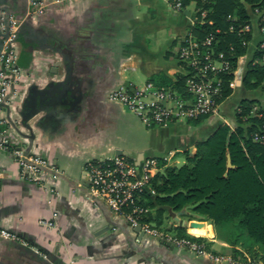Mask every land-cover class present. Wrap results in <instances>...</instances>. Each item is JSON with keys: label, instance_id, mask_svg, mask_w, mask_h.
Returning a JSON list of instances; mask_svg holds the SVG:
<instances>
[{"label": "crops", "instance_id": "0c3cea01", "mask_svg": "<svg viewBox=\"0 0 264 264\" xmlns=\"http://www.w3.org/2000/svg\"><path fill=\"white\" fill-rule=\"evenodd\" d=\"M195 7L193 0L180 11H172L168 0H64L29 15L26 0H0V17H15L18 25L20 72L0 110L3 137L11 149L39 156L60 171L56 177L43 172L39 182H30L10 152L0 149V226L26 243L0 239V264L6 256L7 264H229L176 246L168 235L188 236L217 254L251 257L190 207L163 208L160 224L150 223L166 236L157 237L140 235L88 195V159L121 152L134 162L160 156L165 164L172 159L180 165L186 151H196L200 131L222 123L233 127L239 98L260 96V88L241 85L260 40L254 27L235 68L241 79L218 118L195 127L187 121L146 127L108 99L121 85L165 86L186 75L177 52L198 20ZM246 8L254 25L257 15Z\"/></svg>", "mask_w": 264, "mask_h": 264}, {"label": "trees", "instance_id": "16d2710c", "mask_svg": "<svg viewBox=\"0 0 264 264\" xmlns=\"http://www.w3.org/2000/svg\"><path fill=\"white\" fill-rule=\"evenodd\" d=\"M189 1L183 0V7ZM193 1L206 16L200 20L197 11L198 20L189 32L198 39L213 34L214 53L223 52L229 61V71L217 74L220 79L217 99L224 101L232 90L228 86L234 78L232 71L238 58L246 53L252 37V28L250 32L240 30L252 21L246 6L252 12L256 8L264 12V0ZM259 33L260 40L242 75L241 85L245 90H264V46L260 45L264 34ZM185 79L186 75L178 76L175 82L165 86L185 95ZM239 99L233 112L235 125L222 123L200 131L196 151L193 154L186 151L184 163L166 165L162 157L149 156L157 158L159 170L150 179V190L141 193L140 203L150 211L140 222L158 225L163 208L179 211L190 207L210 220L232 246L239 245L252 258L264 261V143L252 140L253 132L264 123V92L260 96L243 95ZM254 105L258 106L259 116L250 114ZM206 119L207 116H199L187 122L195 127Z\"/></svg>", "mask_w": 264, "mask_h": 264}, {"label": "built area", "instance_id": "2783aa9c", "mask_svg": "<svg viewBox=\"0 0 264 264\" xmlns=\"http://www.w3.org/2000/svg\"><path fill=\"white\" fill-rule=\"evenodd\" d=\"M60 1L64 0L49 2L26 0L28 14L39 15L48 3ZM168 3L172 11L183 9V0H168ZM197 11L201 15L200 20H204L205 11L195 7V12ZM254 12L258 16L259 30L264 34V12L257 8ZM228 17L234 18L231 15ZM17 27L15 17H0V110L8 105L10 90L20 76L14 46ZM252 27L253 22L250 21L240 30L250 32ZM230 29H233L232 26ZM213 39L214 36L211 33L203 39H198L190 32L183 38L177 57L187 66L185 95H180L170 86H159L148 81L143 87L129 88L122 85L116 87L108 93V99L125 106L146 127H166L173 121H187L189 118L199 116H207L206 120L220 117L225 100L217 99L220 94V79L217 74L220 71H229L230 65L223 52L214 53ZM260 45L264 46V41ZM262 61L264 63V59ZM232 73L234 78L230 80L228 86L233 89L241 76L237 74L236 69H233ZM257 109L258 106L254 105L250 114L259 116ZM252 140L264 143V123L261 129L253 132ZM0 149L10 152L20 169V175L30 182H39V174L43 172L50 173L52 177H56L60 172L54 167L51 168L39 156L25 154L18 147L12 149L8 147V142L3 137L1 119ZM158 164L159 161L155 157H145L134 162L124 154L88 159L84 164L89 181L88 195L104 203L116 215L126 219L130 228L139 225L145 234L165 236L163 231L153 227L149 222H140V218L150 211L147 206L140 203L141 193L147 189L150 190L149 182L159 170ZM42 223L51 225L50 222ZM5 235L7 240H19V243L26 244L19 234L0 226V239H5ZM166 238L176 246L184 247L216 261H225L229 264H264V261L246 254L240 257L211 252L193 238L170 235Z\"/></svg>", "mask_w": 264, "mask_h": 264}, {"label": "rangeland", "instance_id": "374dc122", "mask_svg": "<svg viewBox=\"0 0 264 264\" xmlns=\"http://www.w3.org/2000/svg\"><path fill=\"white\" fill-rule=\"evenodd\" d=\"M256 24V26H254ZM254 25H253V27L252 28H254L255 27V29H257V31H258V29H259V26H258V24H257V22L255 23ZM260 32V31H259ZM258 32V33H259ZM238 60H239V58H238ZM238 63V62H237ZM236 88V87H235ZM237 91L236 92H238V89H236ZM261 91V92H260ZM263 92H264V90L262 89V88H260L259 90L257 89V93H259L260 95H263ZM223 108V107H222ZM187 123V122H186ZM168 159V158H167ZM165 162V161H164ZM174 163H173V160L172 159H170V160H167L166 161V165H173ZM175 165V164H174ZM179 165V164H178Z\"/></svg>", "mask_w": 264, "mask_h": 264}, {"label": "water", "instance_id": "95a60500", "mask_svg": "<svg viewBox=\"0 0 264 264\" xmlns=\"http://www.w3.org/2000/svg\"><path fill=\"white\" fill-rule=\"evenodd\" d=\"M118 154H121V152H119ZM227 164H228V167H231V164L229 163V161H227ZM133 229H134V231H137L140 235H143L144 234V231H142L140 229V226L139 225L134 226Z\"/></svg>", "mask_w": 264, "mask_h": 264}]
</instances>
